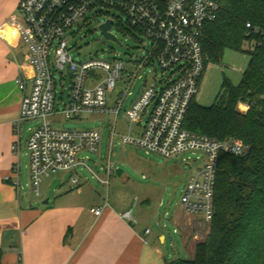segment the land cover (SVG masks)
<instances>
[{"label": "built area", "instance_id": "1", "mask_svg": "<svg viewBox=\"0 0 264 264\" xmlns=\"http://www.w3.org/2000/svg\"><path fill=\"white\" fill-rule=\"evenodd\" d=\"M107 8L123 13L130 29L148 41L147 55L133 61L135 73L126 71L121 61L77 62L72 57L65 38L68 30L85 20L88 13L100 16ZM219 11V5L212 0H21L8 25L16 29L26 49V63L32 74L23 72L16 81L22 99L18 118L13 123L17 141L12 151L19 153L23 125L37 122L36 127L29 128L26 142L31 187L37 197L41 195L43 180L53 175H70L72 188H79L80 168L109 188L111 177L117 173L111 156L102 166L104 176L89 165L88 156H81L83 153L99 156L100 132L60 129L52 119L61 115L74 120L92 114L117 118L132 95L130 90L141 70L157 62L163 72H171V79L160 88L152 84L143 90L127 114L129 134L119 136L113 129L111 144L120 137L122 145L136 146L164 159L199 154L194 160L199 162L196 167L191 157L183 159L191 173L181 197V208L208 228L211 226L220 156L241 157L249 151V146L239 139L216 140L184 127L207 69L208 59L202 49L203 30L218 18ZM107 20L113 22L111 30L114 26L118 29L115 17L109 16L103 23ZM123 77L129 78V86L117 95L114 107H109L108 96ZM57 79L64 87L65 81L70 80L63 110L56 108ZM20 171L19 165L13 168L17 181ZM91 212L100 217L103 208ZM122 219L134 222L131 212L123 214ZM202 232L198 231L195 239ZM151 234L149 228L144 231L145 245L146 236Z\"/></svg>", "mask_w": 264, "mask_h": 264}, {"label": "rangeland", "instance_id": "2", "mask_svg": "<svg viewBox=\"0 0 264 264\" xmlns=\"http://www.w3.org/2000/svg\"><path fill=\"white\" fill-rule=\"evenodd\" d=\"M103 12L102 15H97L96 17L93 13H88L85 20L80 21L68 30L65 38L69 42L72 57L77 62L94 59L109 63L121 61L126 71L135 73L137 69L133 61L134 59L139 60L147 55V51L149 50L147 47L148 41L137 31L130 29L127 25L126 16L120 11L107 8ZM109 16L115 17L123 27V30H118L114 26L111 30V34L118 41L105 38L99 29L100 25ZM252 48L251 45L246 43L241 51L226 50L219 64L210 63L201 80L195 102L203 107L212 106L225 78L234 85L240 84L243 79V74L248 68L250 60L249 51ZM51 57H54L53 53ZM171 77V72H163L157 62L141 70L130 90L133 95L127 98L117 118L115 129L118 135L123 136L129 134L127 114L131 110L135 98L147 86L155 84L160 88ZM128 80L129 78L123 77L117 83V88L113 96L116 97L121 91H125L128 88ZM56 82V108L63 110L64 105L68 101L70 80L67 79L65 81V87L58 79ZM108 106L114 107V102L111 101L110 94L108 96ZM238 108L243 113L249 110L246 104H240ZM52 121L54 126L64 130L99 131L101 134L99 156L92 153H83L81 156H88L90 159L89 165L100 175L104 176L102 166L111 153V160L115 164V170L122 169L124 171V175L121 177L115 173L110 179L109 188H107L95 179L88 170L80 168L78 171L81 181L79 188L85 190L86 186L92 185L95 187L94 194L97 202L103 204L108 203L115 211L120 213L130 211L134 216H136L141 205L144 204L143 199L146 197L150 198V207L147 209L149 218L152 216L158 218L161 221H158L159 225L163 229L156 227L154 222H148L149 224H147L145 221L140 226L143 236L144 231L147 229L146 227H150L149 229L151 231L153 229L154 234L160 232L165 237V242L162 244L154 239V242L150 243L149 246H164V250L171 255L174 252H179V249L184 244L182 237L175 232L176 227L172 223L171 217L181 208V197L191 173V168L185 165L183 159L191 157L192 164L196 167L199 162H195L194 160L200 155L188 154L183 157L164 159L157 155L147 154L144 150L136 146L122 145L120 137L116 138L114 148L110 150L111 133L114 127V118L110 114H92L74 120H67L61 115H56ZM37 125V122L26 123L24 129L25 136H28L29 128L36 127ZM25 152L26 150H23L19 183H21L22 194L32 201L31 203L35 209L40 207L53 208L55 201L67 194L78 196L76 190L78 188L73 187V191L63 192L64 186H71L70 175L59 174L43 180L41 195L37 197L31 187L29 160L24 155ZM82 197H85L84 206L88 210L92 205L97 203L92 200L90 201L87 194H83ZM47 198L50 200L49 206H44L42 202ZM143 206L147 208L146 206L148 205ZM202 231L200 238L197 239L202 240L201 242L206 240L210 227L208 228V226L204 225ZM18 252L20 260L17 264L42 263L32 258L33 253H35V249L32 246L24 249V262L21 259L22 250L20 248H18ZM39 252L41 251H37L36 254H39ZM182 257L184 259H190V256L187 254H182Z\"/></svg>", "mask_w": 264, "mask_h": 264}, {"label": "crops", "instance_id": "3", "mask_svg": "<svg viewBox=\"0 0 264 264\" xmlns=\"http://www.w3.org/2000/svg\"><path fill=\"white\" fill-rule=\"evenodd\" d=\"M20 2L0 0V28L7 26L0 33V264H17L20 260L18 248L22 250L21 259L24 262L23 251L30 246L35 249L32 258L42 262L39 264H168L178 259L193 260L196 246L202 241L195 237L204 225L195 216L184 213L182 208L171 217V221L184 246L171 255L164 250V246H149L154 239L162 244L165 242L160 232L154 234L152 229V234L146 236L147 245L142 242L140 226L145 221L147 224L154 222L156 227L163 229L158 218H149L150 198L143 199L147 208L141 205L136 216L131 212L134 222H130L122 219V215L130 211L120 213L110 205L105 207V204L97 202L92 185L86 186L85 190L76 189L78 196H61L53 208L40 207L36 210L32 201L22 194L13 168L19 165L21 170L28 136L24 134V124L19 153H14L12 146L17 138L13 123L18 118L22 99L16 81L23 72L26 75L32 72L26 63V49L16 29L8 25ZM115 91L110 94L112 102L117 98V95L113 96ZM113 118L115 129L118 117ZM115 140L111 144V138L110 150L114 148ZM24 155L27 156V150ZM63 190L67 193L74 189L64 186ZM83 194H87L90 201L97 202L89 210L84 206ZM47 200L48 204H45ZM42 203L49 206V198ZM98 208H103L100 217L91 212ZM37 251L41 252L36 254ZM182 254H187L190 259H184Z\"/></svg>", "mask_w": 264, "mask_h": 264}, {"label": "trees", "instance_id": "4", "mask_svg": "<svg viewBox=\"0 0 264 264\" xmlns=\"http://www.w3.org/2000/svg\"><path fill=\"white\" fill-rule=\"evenodd\" d=\"M212 1L220 11L203 30L206 66L219 64L226 50L241 51L246 43L253 48L241 83L225 78L210 107L194 99L184 127L216 140L239 139L249 151L220 156L209 234L193 260L168 264H264V0ZM240 104L249 110L241 112Z\"/></svg>", "mask_w": 264, "mask_h": 264}, {"label": "water", "instance_id": "5", "mask_svg": "<svg viewBox=\"0 0 264 264\" xmlns=\"http://www.w3.org/2000/svg\"><path fill=\"white\" fill-rule=\"evenodd\" d=\"M112 20H107L105 23L101 24L99 29L102 31V33L104 34L105 38L107 39H113L115 41H118V39L110 33V30L112 28ZM123 174V170L122 169H117V175L119 177H121ZM45 204H48V200L44 202Z\"/></svg>", "mask_w": 264, "mask_h": 264}, {"label": "clouds", "instance_id": "6", "mask_svg": "<svg viewBox=\"0 0 264 264\" xmlns=\"http://www.w3.org/2000/svg\"><path fill=\"white\" fill-rule=\"evenodd\" d=\"M6 28H7V26H4V28H0V33H3Z\"/></svg>", "mask_w": 264, "mask_h": 264}]
</instances>
